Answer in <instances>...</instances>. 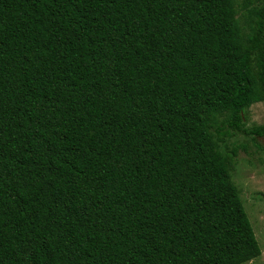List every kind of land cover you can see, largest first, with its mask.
Segmentation results:
<instances>
[{"label":"trees","instance_id":"16d2710c","mask_svg":"<svg viewBox=\"0 0 264 264\" xmlns=\"http://www.w3.org/2000/svg\"><path fill=\"white\" fill-rule=\"evenodd\" d=\"M260 101L264 0H0V264L257 257L216 142Z\"/></svg>","mask_w":264,"mask_h":264},{"label":"rangeland","instance_id":"374dc122","mask_svg":"<svg viewBox=\"0 0 264 264\" xmlns=\"http://www.w3.org/2000/svg\"><path fill=\"white\" fill-rule=\"evenodd\" d=\"M246 116V126L264 125V102L251 104L246 110ZM257 138L263 143L261 147H257L248 136L239 133L224 143L216 142L222 152H227L230 147H237L230 180L260 249L257 257L241 264H264V136ZM240 145L246 148L242 150Z\"/></svg>","mask_w":264,"mask_h":264}]
</instances>
